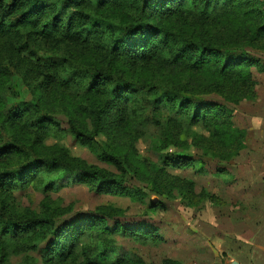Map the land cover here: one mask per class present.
Segmentation results:
<instances>
[{
	"label": "trees",
	"instance_id": "trees-1",
	"mask_svg": "<svg viewBox=\"0 0 264 264\" xmlns=\"http://www.w3.org/2000/svg\"><path fill=\"white\" fill-rule=\"evenodd\" d=\"M208 28L220 33L214 35ZM0 36L10 41L20 37L15 49L28 55L45 84L79 92L78 103L70 105L66 115L72 135L84 145L92 147L101 135L111 136L117 125L137 120L153 103L161 104L172 120L208 128L226 145L228 160L246 146V131L234 122V109L226 103L183 94L193 86L170 76L153 82L135 70L157 60L162 68L179 69L181 77L205 75L204 91L224 95L226 101L233 99L237 105L253 100L252 70L264 68L246 48L264 52L262 0H0ZM37 41L78 52L47 60ZM4 71L0 64V74ZM224 90H230L231 97ZM39 98L32 105L7 107L0 93V194L5 195L0 204V264H11L12 241L34 251L44 242L43 264H130L129 256L107 237L118 233L149 241L156 235L148 226L117 222L109 230L103 228L108 213L103 209L101 217L87 216L79 222L59 220L61 212L45 202L39 211L11 210L7 204L15 189L32 185L41 192L56 191L73 181L94 182L99 192L136 197L134 189L123 188L121 179L105 170L79 163L65 151H42L44 135L57 123L55 113ZM97 157L124 169V160L114 151L102 147ZM161 158L164 167H179L188 160L182 154ZM97 226L103 228L104 241L88 247L84 243L81 256H76L77 243ZM134 263L144 264L139 258ZM162 264L183 263L165 259Z\"/></svg>",
	"mask_w": 264,
	"mask_h": 264
},
{
	"label": "rangeland",
	"instance_id": "rangeland-1",
	"mask_svg": "<svg viewBox=\"0 0 264 264\" xmlns=\"http://www.w3.org/2000/svg\"><path fill=\"white\" fill-rule=\"evenodd\" d=\"M194 23L200 24L196 20ZM212 29L208 28V31L214 35L220 33ZM19 38L10 41L0 36V64L5 69L0 74V93L6 106L19 102L32 105L40 97L39 100L55 113L52 118L57 123V128L53 126L40 143L43 152L50 154L65 151L79 163L117 176L121 179L123 188L134 189L137 193L132 199L108 191L99 192L92 185L94 182L87 181L64 183L59 190L48 192H41L29 185L13 190V194L6 200L10 209L29 208L39 211L41 203L45 202L58 209L61 212L58 218L64 221H79L87 216L101 217L100 210L103 209L108 212L104 220L106 226L103 228L113 229L117 222L122 225L132 223L148 226L156 235L149 241L135 240L118 233L107 237L115 243L116 248H121L129 256L132 261L130 264H137L134 263L135 258H139L144 264H162L165 259H174L183 264H224L230 246L225 241L233 240L226 233L227 226L230 229L235 226L229 217L237 209L236 203L231 204L235 199L229 198L233 191L232 185L228 183L231 175L227 170H250L248 153L241 150L236 159H226V145L218 143L208 128L201 123L172 120L161 104L155 106L153 103L146 105L137 120L117 125L111 136L101 135L98 143H94L92 147L82 144L72 135L66 115L69 106L78 103L79 92L63 87L59 91L55 86L45 84L28 55L23 50L15 49L19 47V43H16ZM37 44L39 53L47 60L62 59L70 53L78 52L77 48L58 46L54 42L37 41ZM246 50L264 68V52L260 49ZM135 71L151 77L153 82H160L159 79L163 76H170L177 83L183 81L191 84L193 87L188 88V92H181L193 94L202 100L226 103L234 109L233 120L237 124L239 116L233 99L226 101L224 95L204 91L207 90L202 83L207 81L205 75L187 72L189 76L181 77L179 69L162 68L157 60H151ZM252 71L256 76L262 73L257 68ZM189 77L190 80L186 82ZM225 92L227 97H231L230 90ZM258 95L255 85L254 98ZM246 101L251 100H243ZM88 127L90 128L89 124ZM102 147L114 151L122 158L124 169L102 162L97 157L98 149ZM166 153L174 156L182 154L188 160L179 167H164L161 156ZM4 200L5 195L1 197L0 194V204ZM225 202L228 203L227 206H224ZM103 228L97 226L77 243L76 256H81V248L86 243L88 247L104 241ZM43 246L44 242L34 251L21 242L12 241L10 263L43 264L40 257ZM97 251L98 248H94L92 253Z\"/></svg>",
	"mask_w": 264,
	"mask_h": 264
},
{
	"label": "crops",
	"instance_id": "crops-1",
	"mask_svg": "<svg viewBox=\"0 0 264 264\" xmlns=\"http://www.w3.org/2000/svg\"><path fill=\"white\" fill-rule=\"evenodd\" d=\"M253 78L259 95L235 106L237 125L246 131L242 150L248 153L250 170H227L233 191L229 198L235 199L228 202L236 203L237 209L229 217L235 226H227L233 240L225 241L230 246L224 264H264V72L253 73Z\"/></svg>",
	"mask_w": 264,
	"mask_h": 264
}]
</instances>
